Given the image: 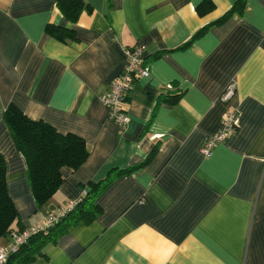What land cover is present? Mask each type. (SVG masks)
<instances>
[{
    "label": "crops",
    "instance_id": "obj_1",
    "mask_svg": "<svg viewBox=\"0 0 264 264\" xmlns=\"http://www.w3.org/2000/svg\"><path fill=\"white\" fill-rule=\"evenodd\" d=\"M83 1L90 10L72 23L56 0H0V153L20 224L110 179L91 220L69 225L23 264H264V0H240L241 14L217 24L239 0H211L203 15L201 0ZM48 25L74 37L63 41ZM135 44L149 75L127 90L120 128L99 96ZM231 82L234 93L220 100ZM167 84L175 102L159 96ZM10 103L88 147L40 208L2 120ZM228 110L236 128L202 154Z\"/></svg>",
    "mask_w": 264,
    "mask_h": 264
},
{
    "label": "trees",
    "instance_id": "obj_2",
    "mask_svg": "<svg viewBox=\"0 0 264 264\" xmlns=\"http://www.w3.org/2000/svg\"><path fill=\"white\" fill-rule=\"evenodd\" d=\"M56 6L65 19L72 23L77 21L82 11L90 10L89 5L83 0H56ZM213 8L214 4L211 0H201L195 6L199 15L211 11ZM242 8L243 1L239 0L214 23L222 22L235 12L241 14ZM203 29H199L197 33ZM47 32L63 41L74 37V32L66 27L48 25ZM170 85V88L164 87L159 96H167L169 102H175L179 92L172 84ZM2 120L10 132L17 151L25 159L27 181L35 203L40 208L49 201L62 183V169L66 167L76 170L87 159V144L83 138L73 133H60L41 119L29 118L12 103L5 107ZM109 180L105 178L98 182H90V189L82 192L79 201L72 210L46 231L30 235L17 251L8 256L4 264H23L32 260L47 242H53L69 225L79 220H91L99 210L95 203L97 195ZM23 228L7 191L6 162L0 153V240L9 238L12 231H20Z\"/></svg>",
    "mask_w": 264,
    "mask_h": 264
},
{
    "label": "built area",
    "instance_id": "obj_3",
    "mask_svg": "<svg viewBox=\"0 0 264 264\" xmlns=\"http://www.w3.org/2000/svg\"><path fill=\"white\" fill-rule=\"evenodd\" d=\"M143 53L144 47L141 44H135L127 48L125 50V62L121 71L99 96L101 103L107 109L108 118L115 122L120 128L125 127L129 121L128 114L121 107L127 90L130 88L133 81L149 75V67L145 62ZM165 87L170 88L171 85L167 84ZM234 90V82L229 83L220 94L219 99L227 101L234 93ZM236 119L237 115L235 110L226 111L221 122V127L214 133L205 137L200 146V152L204 155H208L216 144L223 142L227 134L236 128ZM79 199L80 197L68 199L60 207L47 211L39 222L24 226L20 231H12L9 234V239L4 244L0 245V264H4L8 256L17 251L30 235L46 231L68 211L72 210Z\"/></svg>",
    "mask_w": 264,
    "mask_h": 264
}]
</instances>
